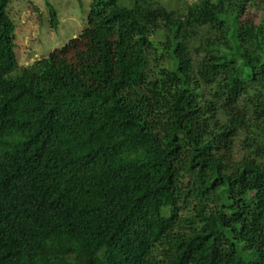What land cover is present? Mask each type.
<instances>
[{
    "label": "trees",
    "instance_id": "16d2710c",
    "mask_svg": "<svg viewBox=\"0 0 264 264\" xmlns=\"http://www.w3.org/2000/svg\"><path fill=\"white\" fill-rule=\"evenodd\" d=\"M11 1L0 264H264V0H92L26 67Z\"/></svg>",
    "mask_w": 264,
    "mask_h": 264
},
{
    "label": "rangeland",
    "instance_id": "374dc122",
    "mask_svg": "<svg viewBox=\"0 0 264 264\" xmlns=\"http://www.w3.org/2000/svg\"><path fill=\"white\" fill-rule=\"evenodd\" d=\"M92 0H12L9 17L14 24L16 57L19 67H26L47 57L77 37L86 26ZM169 10L183 9L196 0H158ZM48 6L56 13L57 26L52 25ZM247 13L255 24L264 21V7L252 5ZM241 147V144H240ZM236 145V157L242 151Z\"/></svg>",
    "mask_w": 264,
    "mask_h": 264
}]
</instances>
